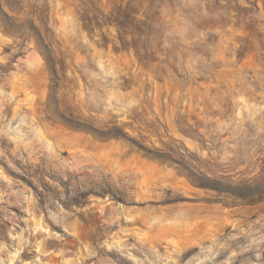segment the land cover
I'll return each mask as SVG.
<instances>
[{"label":"rangeland","instance_id":"obj_1","mask_svg":"<svg viewBox=\"0 0 264 264\" xmlns=\"http://www.w3.org/2000/svg\"><path fill=\"white\" fill-rule=\"evenodd\" d=\"M0 264H264V0H0Z\"/></svg>","mask_w":264,"mask_h":264}]
</instances>
